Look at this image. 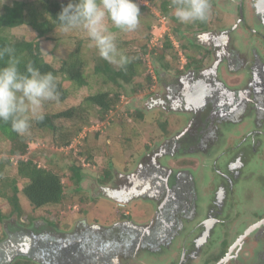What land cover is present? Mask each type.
<instances>
[{
    "label": "rangeland",
    "instance_id": "rangeland-1",
    "mask_svg": "<svg viewBox=\"0 0 264 264\" xmlns=\"http://www.w3.org/2000/svg\"><path fill=\"white\" fill-rule=\"evenodd\" d=\"M14 1L16 0H0V13L4 5H10ZM19 1L31 2L37 0ZM53 1L64 2L66 0ZM164 1L166 0H140L137 3V8L128 9L125 14L117 16L113 21L108 19L103 21L96 18L93 22L85 24L81 30L74 28L57 31L52 36L51 41L28 27L12 30V34H24L28 39L39 41L46 60L56 69L60 67L61 62L75 48L76 37L85 35L93 37L109 36L113 40L115 38L126 39L129 44L125 49L130 52L139 50L140 45L146 43V53L141 51V59L145 67L144 75L135 78L131 86L126 85L124 91L121 90V104L116 111L106 115L102 121L98 118V110L85 105L90 112L88 114L90 125L83 128V131L74 139L70 147L56 148L52 142L51 133L47 131L36 132L31 129V126L28 127L29 131L31 129L29 135L31 138L33 136V141L29 145L32 158L35 155L34 159L41 166H47L65 176L67 197L61 206L34 210L22 195L20 199L24 213L21 217H18L12 213L11 205L6 199L2 198L1 194V191L4 190L6 195L11 197L14 193L13 185L6 189L4 188L5 182L4 184L0 182V218L3 219V224L0 225V264H14L15 260L20 257L28 258L34 264H165L172 258L179 259V253L173 252L165 255L163 254L164 251L160 252L161 246L159 244H163V239L165 242L166 240L169 241L170 235L161 237V232L155 229L153 233L155 238L146 239L140 233H135L127 227L117 226L119 221L123 220V216L127 215L131 216L135 224L149 222L151 217L157 215L156 203L149 200L144 201L138 195L136 200L130 201L132 202L129 205L130 207L128 205H117L115 201L109 200L108 195H105L98 188L99 182L95 180V177L100 176L103 168L108 165V155L110 153L114 156L110 162L112 164L111 169L115 168L114 177H120L122 173L127 174L128 168L132 167L131 172L127 175H136L138 171V169H135L136 163L147 162L145 160L147 157L145 158L144 155L141 160L138 158V160L133 159V161L130 157L131 153L136 155L137 152H141L139 154L143 155L154 149L161 151L160 145L164 144L166 140L169 141L173 137L181 136L180 133L187 128L188 122L192 119L189 113H173L170 108L172 103L168 100L170 96L167 93V87L171 85L173 77L187 75L191 68L203 66L206 56L204 57L203 47L198 43L196 36L199 33L197 30L200 31L207 27L202 26L199 17L182 10L173 9L172 15L177 18L176 21L165 19L161 16L159 10ZM179 1L184 2L185 0ZM140 7L146 8L141 9ZM236 17V7L220 12L222 23H216L215 17L207 13V21L211 24L209 30L212 29L217 32L223 30L224 33H229L230 28L234 29L233 23L236 21ZM250 25L256 32H262V28L257 21L251 20ZM240 30L243 32L241 40L238 37V28H235V32H232L229 40H227L229 42L228 47H230L231 53L235 55L234 57H238V49L235 46H239V50H244L245 53H251L252 48L257 51L262 50H259L261 53L264 52V39L259 34H251L249 30L246 31L245 29ZM166 35L169 36L174 47V51H168L169 56L173 53L177 55L169 69H166L164 64L170 60L165 61L164 58L162 60L164 62L159 61ZM198 57L203 58L200 60ZM207 58H209V61L212 59L211 56ZM110 60L113 63L112 66L118 64L115 56H112ZM262 60L264 62L263 57ZM252 61L257 62L253 58ZM227 62L231 63L229 60ZM93 64V62L90 63L89 69L93 67ZM245 65L247 66V64ZM162 69L169 71L165 72L168 75L163 77L164 82L159 84L158 70L163 71ZM219 73L221 76L222 74H226L228 77L231 75L228 63H222ZM240 76L243 83L249 82L248 69L240 72ZM99 79V76L91 75L89 78L90 85L84 88H78L74 84L67 83L70 96L64 103H56L47 96L38 97L32 91L21 90L19 92L20 96L17 95L21 113L24 119L28 121L37 115L55 114L70 107L82 105L85 95L107 89L101 85ZM132 86L137 89V92L132 91ZM193 94L190 90L185 92V96H193ZM189 96L182 103L187 108L190 107L187 105L191 102ZM155 97L163 101L160 102L157 98L154 99ZM82 106L84 107V105ZM137 111L145 113L144 115L148 119L153 118L155 120L143 122L131 118V116H135ZM256 112V109L251 107L246 110L244 122L241 126L247 130H252L245 131L243 129L240 135H235L238 131V126H235L233 133L228 132V136L233 138L231 139L232 143L225 144L222 147L223 151H220L216 158L215 156L202 158L199 154L200 151H187L191 149L190 140L181 144L188 147L182 152L183 157L172 158L175 142L171 145L169 143L170 146L166 151H161L159 160L162 166H160L169 169V171H174V173L179 170L178 166H173L176 161H178L179 166L183 161L186 163V159L198 161V165L188 171L190 176L193 177L195 190L200 197L201 212H207L214 202L216 210H220L225 216L232 214L236 217L239 213L244 218L246 215L251 217L254 212L264 214V192L259 187L264 182V176L260 177L264 175V164L262 162L264 158L259 156V152L264 151V133L255 127ZM159 116L160 121L166 122L168 120L170 122L168 126L169 135L163 134L158 126L160 121L155 122ZM61 124L68 125V123ZM223 124L219 126V130L224 127ZM229 124L225 122V126ZM176 132L178 133L174 135ZM187 134L188 132L183 137ZM247 134L249 137L243 142ZM238 137L243 138L242 142L238 141ZM10 145V142L0 133V158H8ZM112 148L115 151H110ZM120 149L125 150V152L128 151V153H122ZM87 151L93 157L88 162L85 157L80 156V152L86 153ZM155 154H152V156ZM159 154L156 156L158 157ZM239 157L244 163V168L241 172H236L229 168V165ZM151 158L154 159V157ZM11 161L12 165L6 168L5 173V179L9 181L16 177L17 170L16 158H12ZM72 163L80 164L85 173L80 188L69 185L68 179L71 173L69 168ZM123 164L126 165L127 170L123 168ZM147 164L152 165V162ZM224 172L227 173L223 177L224 183L219 184L212 180V177H218ZM138 179L144 184H148L149 181H146L151 180L152 184L155 182V186L158 182L156 174L154 177H150L149 173L143 174ZM174 179V176L169 178V187L171 188L175 186L173 184ZM23 186V182L17 183L19 190ZM158 186L163 187L162 190L165 186V189L167 188L164 181ZM102 187L106 188L105 186ZM152 188V190L155 189V187ZM262 188L264 189L263 186ZM143 189L145 191L140 195L145 197V195H148L149 185ZM81 190L89 193L84 192L86 196L88 194V198L94 199L93 197H96L97 199L89 200L90 202L86 204L83 201L80 202L86 197L82 195ZM79 195L84 197L80 199ZM218 201L223 202V204L219 206L215 203ZM172 202L177 206L175 201L172 200ZM91 204L94 206L92 209ZM149 208H155L153 209L155 212L153 213L152 210L150 212ZM87 209H90L89 213H87ZM82 210L87 215H85V212L81 214ZM251 218H248V220ZM186 220V213L180 216L182 224ZM191 221L185 224L184 230H191L189 228ZM243 223L247 225L250 222L244 221ZM224 231L225 229L217 224L206 240L202 238L200 233L194 234L191 231L192 234L186 236V232H182L181 235L175 234L172 245L174 249L180 245L179 249L182 253L188 252V249L192 253L203 249L215 253L221 246ZM186 238H189V240H186ZM194 239H196V242L199 241L200 244L195 243L193 245L192 241ZM254 247L256 248L255 250L252 249L254 253L246 252L238 258V264H255L258 260L261 261L264 254V248L261 249V247H264L262 242L259 246ZM159 254L162 260L158 259ZM198 254H201V251ZM177 262L178 260L174 259L173 264H177Z\"/></svg>",
    "mask_w": 264,
    "mask_h": 264
},
{
    "label": "trees",
    "instance_id": "trees-1",
    "mask_svg": "<svg viewBox=\"0 0 264 264\" xmlns=\"http://www.w3.org/2000/svg\"><path fill=\"white\" fill-rule=\"evenodd\" d=\"M138 1L140 0H66L64 2L16 0L10 5L3 6L0 13V133L11 145L8 158H0V182L3 184L5 182L4 188L6 189L13 185L14 193L11 197H8L4 190L1 194L2 198L11 205L12 213L18 217L24 213L20 199L22 195L34 210L61 206L67 197L65 176L47 166H41L34 159L35 155L32 158L31 151H29V145L33 141V136L31 138L29 135L31 129L36 132L51 133L52 142L56 148L70 147L83 128L90 125L88 119L90 112L85 105L98 110V118L103 121L106 115L116 111L120 106L121 90L124 91L126 85L131 86L135 78L144 75L145 67L141 59V51L146 53V43L140 45L139 50L130 52L125 49L129 44L126 39L115 38L113 40L109 36L89 35L76 37L75 48L56 69L46 60L39 41L28 39L24 34H12V30L28 27L51 41L57 31L74 28L81 30L85 24L93 22L96 18L113 21L117 16L125 14L128 9L137 8ZM204 2L203 0L202 2L201 0H185L184 2L166 0L160 5L159 10L162 17L172 21L177 20L172 15L173 9L192 13L200 17L203 27H207L205 9L207 5ZM140 8L145 9L146 7ZM168 51H174V47L169 36L166 35L162 56L159 57L161 62H164L162 61L164 58L165 61L170 60L164 64L166 69L171 67V63L177 57L174 53L169 56ZM112 56L116 57L117 65L112 66L113 63L110 60ZM92 62L93 67L89 69ZM91 75L99 76L101 85L107 89L85 95L82 104L84 107L82 105L73 106L55 114L44 113L28 121L24 119L17 98L21 90L32 91L38 97L47 96L56 103H64L70 96L67 83L74 84L78 88L88 87ZM131 89L134 93L137 92L134 86ZM144 114L137 111L131 118L143 122L155 120L148 119ZM157 121H160V116L156 118L155 122ZM61 123H68V125ZM169 123L166 120L158 124L164 135L170 134ZM29 126H31L30 131ZM112 149L110 151H115ZM120 151L128 153L123 149ZM139 153L141 152H137L136 155L131 153L132 160L142 155ZM91 155L89 151L80 152V156L85 157L87 162L93 158ZM108 157V165L103 168L100 176L95 177L99 184H108L114 177L115 168L111 169L112 164L110 163L114 156L110 153ZM12 158H16L17 170L16 177L9 181L5 179V173L6 168L12 165ZM132 168L128 170L125 168V170L131 172ZM69 170L71 172L68 179L69 185L80 188L85 175L84 170L80 164L76 165V163H72ZM18 182L24 183L20 190L17 187ZM81 191L84 196L88 193ZM88 194L86 197L79 195L80 199L85 198L80 202L83 201L86 204L97 199L96 197L88 198ZM93 207L91 204V209ZM89 211L90 209L87 213ZM83 212L85 211L82 210L81 214ZM123 217L121 218H127V216ZM2 224L3 219L0 218V225ZM14 264H34V262L20 257L15 260Z\"/></svg>",
    "mask_w": 264,
    "mask_h": 264
},
{
    "label": "flooded vegetation",
    "instance_id": "flooded-vegetation-1",
    "mask_svg": "<svg viewBox=\"0 0 264 264\" xmlns=\"http://www.w3.org/2000/svg\"><path fill=\"white\" fill-rule=\"evenodd\" d=\"M203 1H205L204 3L207 5V7H205L206 15L210 13L212 17H215L216 23H222L220 12L224 10L236 7L237 17L236 21L233 23L234 29L230 28L229 33H224L223 30L220 32L213 31L212 29L209 30L211 28V24L208 23L209 21H207V28L200 31L197 30L199 32L196 36L198 43L203 47L204 57L206 56L203 66L191 68L187 75L183 74L173 77L171 85L167 87V93L170 96L168 100L172 103L170 108L173 110V113L185 112L192 116V119L186 126L187 128L180 133L181 136L176 138L173 137L169 141L166 140V142L159 147L161 151H166L171 143L175 142V146L172 150L174 154L172 158H177V156L183 157L182 152L188 147L181 144L187 140H190L191 144V149L187 151H200L199 154L202 158L206 156L207 158L211 156H215L216 158L217 154L223 151L222 147L225 144L232 143L231 139L233 138L228 135L229 133H233L235 126H238V131L235 135H240L243 129L245 131L252 130H247L245 127L241 126L244 122L246 110H248L249 107L256 109L257 112L255 114L257 119L254 121L255 127L264 133V62L262 60V57L264 58V52L261 53L260 51L262 50L259 49V54L256 49L252 48L253 51L251 53H245L244 50H239V46H235L236 49H238V57H234L235 55L231 53L232 51L230 47H228L229 42L227 41L229 40L230 34L235 32V28H238V37L240 40L241 34L243 33L240 29L249 30L251 34H259L262 39H264V0ZM251 20L258 22L262 28V32H256L252 25H250ZM247 48L248 46L246 49ZM209 56L212 57L210 61L209 58H207ZM198 58L201 60L203 57ZM252 58L257 62H253ZM228 60L231 63L227 62ZM224 62L228 63V69L231 74L229 77L225 73V75L222 74V76L219 73L221 65ZM245 64H247V66ZM247 69L250 74V80L248 83H243L240 72L244 70L247 71ZM162 70L163 71L158 70L159 84L164 82L163 77L168 75V73L165 72L169 71L166 69ZM187 90L194 93L193 96L187 95L191 99L190 104L187 105L190 106L189 108L182 105V103L186 101L187 96H185V92H187ZM179 94L181 95L178 96ZM156 98L158 99V97L154 99ZM158 101L162 102L163 100L158 99ZM225 122L230 124L225 126ZM222 123H224V127L219 130V126ZM187 132V136L183 137ZM177 133L178 132L174 135ZM248 137L249 135L247 134L243 142H245ZM242 139L243 138L238 137L239 142H242ZM156 150L157 149L151 150V153L149 152L139 157V160L147 157L145 159L147 162L136 163L135 169H138L136 175L132 174L129 176L127 174H129L130 171H128L127 174L122 173L120 177H113L108 184H99L98 188L101 189L105 195H108L107 198L109 200L115 201L117 205H128V207H130L129 205L132 203L130 201L136 200L138 195L140 199L144 201L149 200L157 204H155L157 215L151 217L149 222L145 221V223L135 224L131 216L127 215V218L119 221L117 226L127 227L135 233H140L146 239L154 237L153 233L155 229L161 232V237L170 235L169 241L166 240L165 242L163 239V244H159L161 246L160 252L164 251L163 254L165 255L173 252L179 253V259L172 258L165 264H173L174 259L178 260L177 264H238V258H240L241 255L246 254V252L254 253L253 250L256 249L254 246H259L261 242L262 246H264V214L254 212L251 215L253 218L247 215L243 218L239 213L236 217L234 215L232 216V214L225 216L220 210H216L214 202L207 212H201L199 206L200 197L195 190L193 177L190 176V172L188 171L190 168L194 169L198 165V161L186 159V163L183 161L180 166L178 161H176L173 166H178L179 170L177 173H174V171H169V169L161 167L162 165L159 160L161 151ZM152 151H156L155 153L157 154ZM158 153L160 154L157 157L156 155H158ZM259 153V156L264 158V151H260ZM152 154L155 155L152 156ZM150 156L154 157V159L152 160ZM151 162L152 165L147 164ZM262 162L264 164V159ZM229 168L236 172H241L244 168V163L239 157L229 165ZM147 173H149L150 177H154L156 174L158 180L156 186L154 185L155 182L152 184L151 180H147L146 182L149 181V183L144 184L138 179V177ZM225 174L227 175V173L224 172V174L221 173L218 177H212V180L219 184L224 183L223 177H225ZM172 176L175 177L173 183L175 185L174 188L169 187V178ZM263 176L264 175H261L260 177ZM163 181L167 185L166 189V186L164 187L165 190H162L163 187L158 186L162 184ZM148 185L149 189L147 192L148 195H151H145V197L140 195L145 191L143 188ZM102 186L106 188L104 189ZM262 186L264 187V182L259 185L264 192ZM152 187H155V189L152 190ZM172 200L177 203V206ZM215 203L219 206L223 204V202L219 201ZM149 209L150 212L151 210L153 213L155 212L152 208ZM185 213L187 214V220L182 224L180 222V216ZM201 218L202 220L200 221ZM248 218L251 219L248 220ZM190 220H192L189 225L191 230H184L186 227L185 224ZM244 221L250 223L246 225L243 223ZM217 224H220L225 231L223 239L221 240V246L215 253L211 251L207 252L204 249L200 250L201 254H198L200 251L192 253L190 249H188V252L182 253L179 249L180 245L176 246L174 249L172 241L174 240L175 234L181 235L182 232H186L185 235L188 236V234H192L190 233L192 231L194 234L200 233L202 238L206 240ZM239 228L242 229L239 230ZM255 236L256 238H254ZM196 239L192 241L193 245H195V243L200 244L199 241L196 242ZM186 240H189V238H186ZM263 248L264 247H261V249ZM159 256L160 254L158 255V259L162 260ZM255 264H264V254L262 255L261 261L259 262L258 260Z\"/></svg>",
    "mask_w": 264,
    "mask_h": 264
}]
</instances>
